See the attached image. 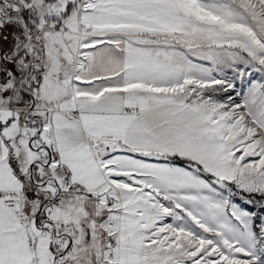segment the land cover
Returning a JSON list of instances; mask_svg holds the SVG:
<instances>
[{"label":"snow or ice","instance_id":"6c2138e0","mask_svg":"<svg viewBox=\"0 0 264 264\" xmlns=\"http://www.w3.org/2000/svg\"><path fill=\"white\" fill-rule=\"evenodd\" d=\"M0 264H264V0H0Z\"/></svg>","mask_w":264,"mask_h":264}]
</instances>
